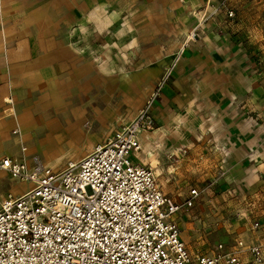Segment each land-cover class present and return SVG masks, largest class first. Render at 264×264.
<instances>
[{"label": "crops", "instance_id": "crops-1", "mask_svg": "<svg viewBox=\"0 0 264 264\" xmlns=\"http://www.w3.org/2000/svg\"><path fill=\"white\" fill-rule=\"evenodd\" d=\"M186 7L176 0H0V155L22 154L29 165L28 144L35 152L54 139L84 147L77 161L157 92L154 128L140 134L136 152L144 155L138 161L134 152L135 162L173 163L213 184L239 178L238 186L248 185L262 177L264 122L248 52L220 18L197 21L194 38L184 33L176 41L171 28ZM117 58L119 64L110 62Z\"/></svg>", "mask_w": 264, "mask_h": 264}, {"label": "built area", "instance_id": "built-area-1", "mask_svg": "<svg viewBox=\"0 0 264 264\" xmlns=\"http://www.w3.org/2000/svg\"><path fill=\"white\" fill-rule=\"evenodd\" d=\"M215 6L213 12L234 16L230 0ZM156 97L157 92L108 141L61 170L0 155V170L30 182L24 192H8L1 201L0 264L264 263V244L256 237L247 243L239 235L230 248H189L177 214L193 207L213 181L191 187L178 202L164 192L151 166L132 159L141 149L140 134L154 128ZM258 229L255 220L251 230Z\"/></svg>", "mask_w": 264, "mask_h": 264}, {"label": "rangeland", "instance_id": "rangeland-1", "mask_svg": "<svg viewBox=\"0 0 264 264\" xmlns=\"http://www.w3.org/2000/svg\"><path fill=\"white\" fill-rule=\"evenodd\" d=\"M176 1L179 4H185L187 7L184 9L188 12L179 17L181 19L180 27L177 22V25L171 28V32L175 33L173 36L176 37V41L178 39L180 41L184 33L194 38L197 31L194 25L197 21L199 24L203 22V24L211 25L210 22L213 18H220L219 23H222V27L227 25L224 30H228L246 48L257 77V88L259 89L257 108L262 113L260 118L264 122V0H230L234 9L233 17L222 16L223 13L220 10L213 12L216 9L217 0ZM207 12L213 13L208 19L205 17ZM226 20L227 22L224 23ZM104 35L102 33L96 35V38H98L96 41H101ZM160 36L162 37V35ZM168 36L170 37V44H172V34ZM169 39L165 38L163 40L161 53L166 51ZM185 40L178 48L177 54H179ZM105 48L106 46H103L101 50ZM96 55L97 63L102 64L104 62L103 58L99 57L98 52H96ZM107 59L105 61H108ZM110 62H113L114 65L119 64V60ZM123 62L127 63L124 59ZM151 96L152 93L148 95L147 100ZM53 140L48 139L40 145L37 144L35 152L34 146L28 144L31 151L27 157L29 167H32L35 163L34 157H32L35 154L39 156L44 166L51 167L54 170H61L68 162L75 161L82 155L84 147L83 149L82 147H72L66 142L55 144ZM262 152L264 156V147ZM134 154L138 161H142L144 153L135 152ZM262 163L264 164V158ZM172 164L167 167L165 165L157 166L156 164L143 163V165L151 166L154 169L161 188H170L172 194L168 195L178 202L184 201L192 186H200L204 183L208 185L211 180L210 177L204 178L201 174L197 175L198 172L187 170V168L182 169V166ZM170 166L174 168L170 169ZM237 180L239 181V178H223L220 184L216 182L203 192L193 207L177 214L182 236L193 253L216 250L220 244L230 248L235 245V239L239 235L243 236L247 243H250L256 237L258 241L264 244V172L262 177L255 179L253 183L248 185L240 183V186H238ZM28 187H30L29 181H22L13 176L3 177L0 174V199L9 191L20 194V191L23 192ZM255 220L260 222V229L253 234L251 223Z\"/></svg>", "mask_w": 264, "mask_h": 264}, {"label": "bare ground", "instance_id": "bare-ground-1", "mask_svg": "<svg viewBox=\"0 0 264 264\" xmlns=\"http://www.w3.org/2000/svg\"><path fill=\"white\" fill-rule=\"evenodd\" d=\"M200 23H201V22H200ZM190 39H191V37H187V39H186V41H185V44H186V42L190 41ZM184 49H185V48H184V45H182V47H181V49H180V53L183 52Z\"/></svg>", "mask_w": 264, "mask_h": 264}, {"label": "flooded vegetation", "instance_id": "flooded-vegetation-1", "mask_svg": "<svg viewBox=\"0 0 264 264\" xmlns=\"http://www.w3.org/2000/svg\"><path fill=\"white\" fill-rule=\"evenodd\" d=\"M220 11H222V13H223V15H225V10H220ZM226 16V15H225ZM227 22V20L224 22V23H226ZM224 27H226L227 28V25H224ZM165 82V81H164ZM163 82V83H164ZM155 102V101H154Z\"/></svg>", "mask_w": 264, "mask_h": 264}]
</instances>
